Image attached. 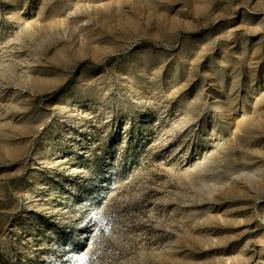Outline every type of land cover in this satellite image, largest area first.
<instances>
[{"label":"rangeland","instance_id":"rangeland-1","mask_svg":"<svg viewBox=\"0 0 264 264\" xmlns=\"http://www.w3.org/2000/svg\"><path fill=\"white\" fill-rule=\"evenodd\" d=\"M0 264H264V0H0Z\"/></svg>","mask_w":264,"mask_h":264}]
</instances>
